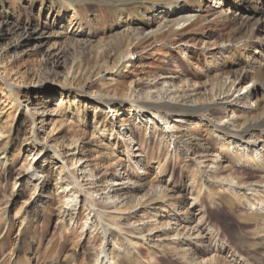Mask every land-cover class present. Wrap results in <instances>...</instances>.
<instances>
[{
    "label": "rangeland",
    "instance_id": "1",
    "mask_svg": "<svg viewBox=\"0 0 264 264\" xmlns=\"http://www.w3.org/2000/svg\"><path fill=\"white\" fill-rule=\"evenodd\" d=\"M63 1L0 0V264H101L104 224L146 235L138 254L114 232L115 263L177 264L191 256L176 231L191 202L264 257V214L246 208L264 191L219 185L264 183V160L215 126L264 113L260 87L256 109L215 103L252 80L244 71L264 82V15L249 20L232 0L217 18L212 0H74L76 16ZM185 1L202 16L165 26L160 9ZM178 104L191 108L185 124L173 121Z\"/></svg>",
    "mask_w": 264,
    "mask_h": 264
},
{
    "label": "bare ground",
    "instance_id": "2",
    "mask_svg": "<svg viewBox=\"0 0 264 264\" xmlns=\"http://www.w3.org/2000/svg\"><path fill=\"white\" fill-rule=\"evenodd\" d=\"M225 1L226 0H212V2L214 3V7H212L213 13L210 14L209 16L216 15L217 18L219 14L218 10H220L221 12L224 11L223 5ZM256 1L257 0H234V1L232 0L228 4H231L233 7L239 6L240 8L242 7L243 9H246L248 11V15H247L248 19L250 20L252 17H254L255 20L258 22V19H260L264 15V0H259V2L263 1L262 7L257 3H254ZM63 2H66L69 5V7L73 10L74 15L79 16V11L76 7V3L74 0H68V1L65 0ZM196 11L197 8L196 9L192 8L188 4V2L185 1V2L176 3L171 6L162 7L159 11V14H162L161 18H163V21L166 22L164 23L165 26L171 23L173 26H177V29H181L186 24L197 22V20L202 16V14H196L197 13ZM196 15L197 17H194ZM170 16L172 17L174 16V17L171 20H168L167 22L166 20ZM208 18H209L208 16L207 17L205 16L204 19H208ZM244 23L247 25L248 22L245 21ZM157 31H160V29H158ZM139 35H141V33ZM39 38L43 39L44 37L43 35H41L39 36ZM260 44L263 46L264 41H260ZM128 57L129 56H124V59L126 58L128 59ZM244 72H245V76L252 78V80L248 82L247 85L231 100H229V98L227 99L224 98L216 101L215 103L218 104L221 108H226L230 104H235L236 102L238 103L244 98L248 102L252 100L254 101L255 107L253 109L258 108L261 101L258 98L254 99L253 94L256 91V87H260L264 91V82L262 83L258 82L257 75L256 73H254V71L248 70ZM61 107L54 109L53 112L50 113L48 116L54 117V116L62 115L63 110L61 109ZM174 107L179 108L181 115L173 119V121H177L181 124H185L186 123L185 113H188L191 110V108H189V106L184 104H178L177 106ZM155 116L157 118L160 117L159 115H155ZM173 121H170V117H166L165 128L167 130H173L172 129L174 127L172 126ZM215 126L220 130V132H223L227 136L228 140L233 142V144L235 143L237 144V146L239 145L240 147L249 150L251 154H257L255 156H258L259 160L260 159L261 161L262 159L264 160V144H263L264 138L261 139L257 137L256 134V132H259V134H261V136L264 137V113L261 115V118L259 119L258 122L247 124L244 125L243 127L242 126L236 127L235 124H233L230 120H226V119L225 121L216 123ZM197 161L198 160H196L195 162ZM212 161L214 160L210 159L208 163L202 161L199 162L201 164L205 163L202 165L203 167H205V169L203 168V171L206 170L209 171L212 168H214V164H212ZM219 185L228 188V190L231 189L239 193H246L250 195V197L252 198L258 195L260 192L264 191L263 182L238 184L233 182L220 181ZM81 191L84 199L88 200L89 205L93 209V211L98 213L97 212L98 207H96L94 204L93 196L88 192H86L82 187H81ZM189 207H190V211H188L187 214H183V213L177 214L179 223L178 226L176 227V231L177 234L179 235L180 244L178 246L183 248L184 246H187L186 247L187 249L185 250L188 251L189 254H191V256L189 258L180 257L179 255L173 257L172 259L176 260L177 264H264V257L261 254L255 252L256 243L251 242L248 236H239L235 240H231V239L229 240L221 232L220 227L214 224L210 220L208 216L207 207L204 206L202 207V205L200 207L197 204H194V202H191ZM246 208L247 209L254 208L256 211L264 214V201L259 200L256 204L249 203ZM112 212H116V211L112 210ZM196 213L199 214L198 219H196L197 218ZM165 229L166 231H168L173 228H171V225L169 224ZM104 231H105V245L100 254L102 258L101 264L102 263L104 264V262L105 264H117L112 260V255H111L112 251L108 246L109 241L111 240V236L114 232L120 235V237H122V239L124 240L125 244L129 249H131L132 251L138 254L141 253L139 252L141 245L139 244V241L136 239H140V238L145 239L146 235L133 234L132 232H129L128 229L124 230L123 228L120 229L117 227H111L108 224H104ZM259 233H261L259 236L263 237L264 239V220L262 221L261 225L258 227V234ZM164 240L167 239L165 238ZM118 250L122 251L120 247L118 248ZM201 255L203 256V258L200 259L199 256L201 257Z\"/></svg>",
    "mask_w": 264,
    "mask_h": 264
}]
</instances>
